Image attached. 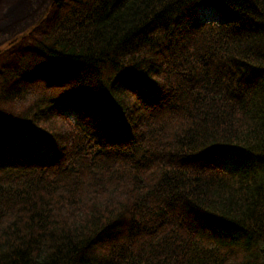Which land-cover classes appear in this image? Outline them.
<instances>
[{
    "label": "trees",
    "instance_id": "obj_1",
    "mask_svg": "<svg viewBox=\"0 0 264 264\" xmlns=\"http://www.w3.org/2000/svg\"><path fill=\"white\" fill-rule=\"evenodd\" d=\"M53 6L0 66V264H264V0ZM90 100L94 139L66 114Z\"/></svg>",
    "mask_w": 264,
    "mask_h": 264
},
{
    "label": "rangeland",
    "instance_id": "obj_2",
    "mask_svg": "<svg viewBox=\"0 0 264 264\" xmlns=\"http://www.w3.org/2000/svg\"><path fill=\"white\" fill-rule=\"evenodd\" d=\"M54 1L55 0H41L43 3V7L36 6L35 11L30 12V17L26 20L20 21L19 19H15L8 25L7 28H0V66L2 65H10L15 63V57L18 52L28 49V43L24 38L29 36L34 28H39L38 35L45 31L46 27L49 25L51 20L53 19V10H54ZM42 13L43 16L40 15ZM200 17L204 20H214L221 21L222 15L212 7H205L200 11ZM94 100V99H93ZM90 100L85 104H80L77 108H71L66 111L68 117L71 119V122H80L83 125L88 126V128L92 131V138L94 139L98 134L101 136L102 133L98 132L95 128L97 126H101L95 117V113L103 112V115L109 118L108 112H106L101 108L99 103L96 101ZM119 114V111L116 113ZM106 119V118H105ZM104 119V120H105ZM103 120V121H104ZM112 122H115V118L111 119ZM105 125H107L108 129L113 130V125L104 121ZM39 129V128H38ZM36 129H32V133H34ZM31 134V132H28ZM27 139V140H26ZM24 137H19L16 139L15 148L13 149V155L10 158L6 159V163H10L11 158L15 159L16 156H19L20 153L29 145L35 144L34 139H28ZM44 148L43 151H46V143L43 142ZM39 152V151H37ZM232 153V152H231ZM229 150L227 151H215L212 153L213 159L217 164L222 166L224 169L232 170L235 168L236 163L233 158V153L231 154Z\"/></svg>",
    "mask_w": 264,
    "mask_h": 264
}]
</instances>
